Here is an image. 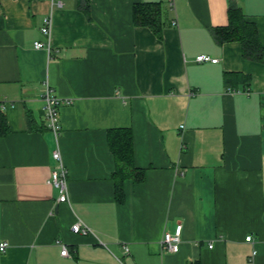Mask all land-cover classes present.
Returning <instances> with one entry per match:
<instances>
[{
    "label": "crops",
    "instance_id": "obj_1",
    "mask_svg": "<svg viewBox=\"0 0 264 264\" xmlns=\"http://www.w3.org/2000/svg\"><path fill=\"white\" fill-rule=\"evenodd\" d=\"M140 3H162V38L134 25ZM231 3L264 46V0H0V264H264V63L214 39ZM46 85L60 99L57 139ZM116 129L131 131L145 172L124 181L123 202ZM56 150L66 203L47 184ZM78 221L88 235L72 232ZM178 226L173 253L162 240Z\"/></svg>",
    "mask_w": 264,
    "mask_h": 264
},
{
    "label": "trees",
    "instance_id": "obj_2",
    "mask_svg": "<svg viewBox=\"0 0 264 264\" xmlns=\"http://www.w3.org/2000/svg\"><path fill=\"white\" fill-rule=\"evenodd\" d=\"M85 11H88L86 7ZM134 25L146 27L158 37L162 38L163 30L167 26L164 19L162 3H140L133 8ZM216 42L224 44L228 42H239L242 46L244 59L264 63V46L260 40L255 24L246 20L239 6L234 3L229 5L228 25L212 30ZM240 76V75H238ZM232 75H227L226 83L232 81ZM109 137L110 149L116 159L118 170L114 174L116 197L123 202V183L127 179L140 181L144 177V170L133 166V138L129 129L113 130ZM112 131V132H113ZM9 132L6 116L0 106V135Z\"/></svg>",
    "mask_w": 264,
    "mask_h": 264
},
{
    "label": "built area",
    "instance_id": "obj_3",
    "mask_svg": "<svg viewBox=\"0 0 264 264\" xmlns=\"http://www.w3.org/2000/svg\"><path fill=\"white\" fill-rule=\"evenodd\" d=\"M51 28H52L51 20L45 19L44 26L42 28V33L48 38L51 35ZM35 48L49 49L48 45L46 46L41 42H36ZM196 61L198 63H213V64L219 62L218 59L213 58L209 55H199L197 56ZM41 98L44 104L43 111L45 118L47 119L48 122V127L54 134L55 138L57 139L61 133L59 111H58L60 105V99H58V97L54 95L53 89L49 85H46L45 88L43 89ZM53 158L57 162V169L52 173L51 177L47 180V184L59 189L61 193L59 197V203H66L68 201V184H67L68 171L63 164L62 156L59 150L53 152ZM72 232L74 234L88 235L91 231L87 225H85L81 221H78L75 225H73ZM181 234H182L181 226H178L176 228L174 234L166 233L162 240L163 247L170 252L177 253L180 248ZM246 241L251 242L252 237L251 236L247 237ZM8 247L9 244L7 242L1 243L0 252L2 253L6 252ZM61 255L68 256V249L66 246L63 247Z\"/></svg>",
    "mask_w": 264,
    "mask_h": 264
}]
</instances>
